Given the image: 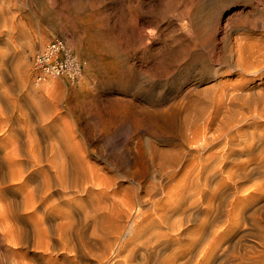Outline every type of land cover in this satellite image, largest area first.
I'll return each mask as SVG.
<instances>
[{"label":"rangeland","instance_id":"obj_1","mask_svg":"<svg viewBox=\"0 0 264 264\" xmlns=\"http://www.w3.org/2000/svg\"><path fill=\"white\" fill-rule=\"evenodd\" d=\"M53 36L66 41L81 72L74 81L52 78L53 87L44 88L31 60ZM262 39L264 0H0L1 143L28 148L33 138L43 148L55 142L72 146L92 170L87 173L93 185L109 189L108 198L129 214L123 212L125 222L136 214L131 194L117 184L107 189V177L117 176L123 185L157 182L150 145L181 143L182 116L194 114L188 103L212 105L224 88L244 82L264 86V75L246 73L237 58L241 44H264ZM31 90L43 91L45 98ZM193 104L195 110L201 106ZM12 130L15 135H9ZM0 154V181L9 182L5 151ZM16 193L5 195L12 206L0 194V212L23 209L22 193ZM21 218L19 227L28 221ZM9 221L0 226L6 230ZM2 227L0 264L30 261L31 231L29 243L17 246L7 243ZM48 259L61 264L64 256L52 253Z\"/></svg>","mask_w":264,"mask_h":264},{"label":"bare ground","instance_id":"obj_2","mask_svg":"<svg viewBox=\"0 0 264 264\" xmlns=\"http://www.w3.org/2000/svg\"><path fill=\"white\" fill-rule=\"evenodd\" d=\"M237 58L246 73L263 77L262 42L241 44ZM52 78L37 83L53 87ZM244 83L224 88L212 105L190 100L194 114L182 116L181 143L160 149L149 141L157 182L123 185L117 176L106 178L107 189L117 184L131 194L136 214L126 224L125 209L108 198L109 189L93 185L92 170L72 146L43 148L31 138L24 148L0 138L11 173L9 182L0 181V194L10 205L7 196L21 192L24 204L23 211L0 212L1 223L9 221L4 215L10 219L2 234L21 246L31 231L34 252L31 262L17 258L15 264H55L52 253L64 256L61 264H264V86ZM31 92L45 98L43 91ZM21 217L29 228L16 223Z\"/></svg>","mask_w":264,"mask_h":264},{"label":"built area","instance_id":"obj_3","mask_svg":"<svg viewBox=\"0 0 264 264\" xmlns=\"http://www.w3.org/2000/svg\"><path fill=\"white\" fill-rule=\"evenodd\" d=\"M31 69L36 82H44L50 76L74 81L81 72L80 64L60 36H53L34 53Z\"/></svg>","mask_w":264,"mask_h":264}]
</instances>
